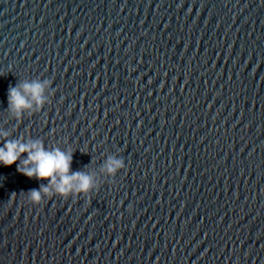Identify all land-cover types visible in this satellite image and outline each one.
<instances>
[{
  "label": "water",
  "instance_id": "1",
  "mask_svg": "<svg viewBox=\"0 0 264 264\" xmlns=\"http://www.w3.org/2000/svg\"><path fill=\"white\" fill-rule=\"evenodd\" d=\"M5 131L95 189L37 207L0 166V264H264V0H0Z\"/></svg>",
  "mask_w": 264,
  "mask_h": 264
},
{
  "label": "clouds",
  "instance_id": "2",
  "mask_svg": "<svg viewBox=\"0 0 264 264\" xmlns=\"http://www.w3.org/2000/svg\"><path fill=\"white\" fill-rule=\"evenodd\" d=\"M47 81H23L8 92V107L17 120L26 112L45 104ZM0 166H17V171L29 179L40 182L39 189L28 192L29 202L39 207L45 197L56 198L89 197L95 189L93 177L86 172H73V153L56 147H45L42 140L9 139L8 132L0 133ZM123 167V161L110 159L106 165L108 174H115Z\"/></svg>",
  "mask_w": 264,
  "mask_h": 264
}]
</instances>
